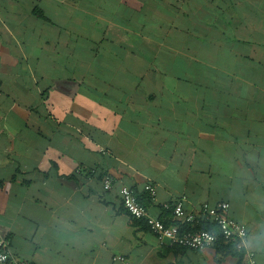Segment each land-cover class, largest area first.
<instances>
[{
	"label": "crops",
	"instance_id": "1",
	"mask_svg": "<svg viewBox=\"0 0 264 264\" xmlns=\"http://www.w3.org/2000/svg\"><path fill=\"white\" fill-rule=\"evenodd\" d=\"M123 185L169 224L163 203H227L264 264V0H0V236L12 255L244 264L232 249L160 246L124 212Z\"/></svg>",
	"mask_w": 264,
	"mask_h": 264
},
{
	"label": "built area",
	"instance_id": "2",
	"mask_svg": "<svg viewBox=\"0 0 264 264\" xmlns=\"http://www.w3.org/2000/svg\"><path fill=\"white\" fill-rule=\"evenodd\" d=\"M102 185L104 190H109L112 186L111 178L105 176ZM142 191L149 195L151 201L156 200L155 185L147 183L143 186ZM184 200L185 198H182L176 203L161 205L162 209L171 212L173 218L171 224H165L162 219L150 215L146 206L140 201L136 189L126 185L120 188V202L124 212L133 219L143 222L147 229L154 234L160 246L201 251L214 248L217 243L222 242L231 244L236 251L242 252L244 264H255V253L247 248V226L228 214L229 205L227 203L220 202L214 205L204 203L193 211H187L183 207ZM201 222L215 225L218 233L210 230L183 229L185 226L194 228ZM10 244L8 238L0 236V264H30L15 258L11 253ZM113 260L131 264L122 255L114 256Z\"/></svg>",
	"mask_w": 264,
	"mask_h": 264
},
{
	"label": "trees",
	"instance_id": "3",
	"mask_svg": "<svg viewBox=\"0 0 264 264\" xmlns=\"http://www.w3.org/2000/svg\"><path fill=\"white\" fill-rule=\"evenodd\" d=\"M136 221H139V220H136ZM165 224H169V223L165 222ZM183 229L184 230H186V229L210 230V231H212L214 233H218V229H217V227L215 225H213L211 223H204V222H201L200 224L196 225L194 228H191L190 226H185ZM215 247H222V248H225V249H228V250L232 249V251L233 250L236 251L231 244H224L222 242L217 243ZM174 248H177V247H174Z\"/></svg>",
	"mask_w": 264,
	"mask_h": 264
}]
</instances>
